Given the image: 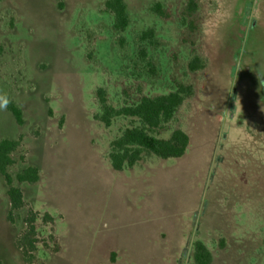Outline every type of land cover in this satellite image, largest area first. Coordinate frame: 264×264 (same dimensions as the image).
I'll use <instances>...</instances> for the list:
<instances>
[{
    "label": "rangeland",
    "instance_id": "obj_1",
    "mask_svg": "<svg viewBox=\"0 0 264 264\" xmlns=\"http://www.w3.org/2000/svg\"><path fill=\"white\" fill-rule=\"evenodd\" d=\"M105 1L0 0V139L21 141L8 173L24 201L10 221L0 175V264H195L196 242L210 264H264V0H196L195 32L180 24L187 0H124L121 35ZM155 3L169 20L147 13ZM148 28L159 41L149 80L130 64ZM195 55L204 67L190 72ZM178 83L194 94L157 136L183 130L185 155L113 171L109 145L129 120L96 121L95 90L118 107ZM28 166L38 182H16ZM30 212L37 242L24 256Z\"/></svg>",
    "mask_w": 264,
    "mask_h": 264
},
{
    "label": "trees",
    "instance_id": "obj_2",
    "mask_svg": "<svg viewBox=\"0 0 264 264\" xmlns=\"http://www.w3.org/2000/svg\"><path fill=\"white\" fill-rule=\"evenodd\" d=\"M147 13L158 16L163 20H169L171 14L160 3H155L146 9ZM197 11L196 0H187V5L180 20L189 32L198 30L197 21L194 18ZM104 13L112 16V29L121 35L129 25L127 4L124 0H106ZM126 39L120 37L117 52L125 55ZM159 41L154 28H148L139 32L134 40L135 56L130 60L132 69L140 73L144 78L151 79L155 75V67L152 57L148 54V48H157ZM89 62H94L88 55ZM201 59L195 55L188 63L190 72L203 69ZM194 94L192 85L178 83L174 90L168 94L147 96L142 95L134 102L122 106H113L108 100L105 88L99 87L94 92L97 103V113L94 119L105 128H109L118 118L128 119L129 126L121 130L120 135L109 145L108 159L115 172H122L125 168H133L143 157L152 155L160 160L179 159L183 157L189 146V136L181 129H173L167 138H159L157 135L167 130V126L174 122L175 117L185 100ZM6 109L11 113L15 122L21 126L23 115L21 109L13 101L4 102ZM20 139H0V175L3 177L7 189L10 209L8 219L12 221L14 211L23 207V194L19 187L14 185L13 177L8 169L14 165L12 154L19 148ZM40 178L36 167L28 166L15 175L16 182L34 184ZM36 214L30 212L26 218L27 228L18 241V246L23 250L24 256L34 249ZM195 264H210L211 254L201 242L195 243L193 255Z\"/></svg>",
    "mask_w": 264,
    "mask_h": 264
}]
</instances>
